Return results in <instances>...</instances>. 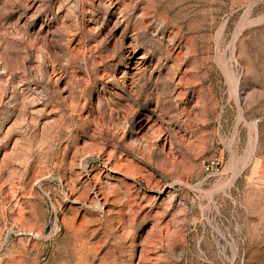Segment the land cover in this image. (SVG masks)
I'll return each instance as SVG.
<instances>
[{"label":"rangeland","instance_id":"1","mask_svg":"<svg viewBox=\"0 0 264 264\" xmlns=\"http://www.w3.org/2000/svg\"><path fill=\"white\" fill-rule=\"evenodd\" d=\"M0 264H264V0H0Z\"/></svg>","mask_w":264,"mask_h":264},{"label":"built area","instance_id":"2","mask_svg":"<svg viewBox=\"0 0 264 264\" xmlns=\"http://www.w3.org/2000/svg\"><path fill=\"white\" fill-rule=\"evenodd\" d=\"M218 161L215 159H207L203 163V170L205 173H212L215 169H217Z\"/></svg>","mask_w":264,"mask_h":264}]
</instances>
